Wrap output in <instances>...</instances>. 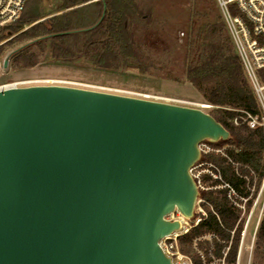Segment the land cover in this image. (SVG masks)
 <instances>
[{
    "label": "water",
    "instance_id": "95a60500",
    "mask_svg": "<svg viewBox=\"0 0 264 264\" xmlns=\"http://www.w3.org/2000/svg\"><path fill=\"white\" fill-rule=\"evenodd\" d=\"M229 139L198 108L62 85L0 90V264H174L159 241L181 225L164 216L194 217L199 145Z\"/></svg>",
    "mask_w": 264,
    "mask_h": 264
},
{
    "label": "trees",
    "instance_id": "16d2710c",
    "mask_svg": "<svg viewBox=\"0 0 264 264\" xmlns=\"http://www.w3.org/2000/svg\"><path fill=\"white\" fill-rule=\"evenodd\" d=\"M138 1L61 0L59 9L89 3L33 25L1 45L0 56L14 44L34 41L10 57L13 68L29 69L46 60L85 61L97 68L160 73L166 79L180 81L169 65L179 67L184 81L214 106L211 115L229 131L230 139L217 147H224L223 155H201L199 163L211 164L221 178L213 180L202 175V184L228 187L201 194L206 217L178 238V248L191 264H236L243 230L240 204L245 200V208H250L263 177L264 130L250 129L241 119L243 112L260 114L257 99L216 0V10L206 15L210 21L187 32L183 42L176 40L170 47L161 48L167 56L172 50L180 54L178 61L171 58L162 66H157L152 57L154 48L148 43L153 39L152 32L130 29L129 18L137 13ZM230 10L238 14L233 5ZM41 17L31 2L21 19L0 28V41L6 32H17ZM147 18L138 14L140 22ZM99 20L97 26L85 30ZM255 253L264 263V213L256 234Z\"/></svg>",
    "mask_w": 264,
    "mask_h": 264
},
{
    "label": "rangeland",
    "instance_id": "374dc122",
    "mask_svg": "<svg viewBox=\"0 0 264 264\" xmlns=\"http://www.w3.org/2000/svg\"><path fill=\"white\" fill-rule=\"evenodd\" d=\"M31 2L42 17L25 25L17 32H6L5 38L0 41V46L39 22L59 16L71 9L89 3L86 2L71 8L59 9L61 0H28L23 13L16 21L23 17ZM214 10H216V5L213 0H139L137 2V13L135 15L131 14L129 18L130 29H148V31L152 32L151 34L154 35L153 39L148 41L154 48L152 57L156 59L155 63L157 66H162L166 60H170L171 58L173 61H178L180 54L173 53L171 49V55L167 56L161 52V48L165 45L170 47V44L176 40L180 43L183 42L187 32L195 31L200 27L201 23L211 20L206 15H210V13L212 15ZM138 14L148 15V18L140 22ZM29 42L31 41L21 45L14 44L7 48L3 55L0 56V88L8 84L29 81L31 83H23L17 87L62 85L142 99L147 97L149 100H152L154 97H160L196 104L206 103L192 85L184 81L180 73L181 69L179 70V67L177 68L174 65H169V68L175 71L180 81L166 79L160 73L159 75H153L151 72L149 74L136 70L121 71L97 68L85 61L64 63L46 60L33 68L20 69L13 68L11 59H9L7 67L4 68L3 62L5 57L13 50ZM29 45H32V43ZM180 103V105H185L182 102ZM213 109L214 107L205 109L204 111L212 114ZM213 144H216V147H218L221 145V142ZM220 148L224 149L222 146ZM210 154L222 155L215 152H211ZM198 163L199 161L193 166L191 174L193 176L198 175L199 178L202 175H209L214 180L210 172L211 170H209L211 168L209 163ZM261 185L262 182L248 210L245 208V200L240 204V206H243L241 213L243 230L241 232L236 264H264L255 253L256 234L264 213V188L261 190ZM199 211V207L197 206L190 223L198 217Z\"/></svg>",
    "mask_w": 264,
    "mask_h": 264
},
{
    "label": "built area",
    "instance_id": "2783aa9c",
    "mask_svg": "<svg viewBox=\"0 0 264 264\" xmlns=\"http://www.w3.org/2000/svg\"><path fill=\"white\" fill-rule=\"evenodd\" d=\"M26 2L27 0H0V28L15 22L23 12ZM216 3L219 10L221 11L227 29L233 40L235 51L242 62L244 72L260 108L259 115H252L250 113L243 112V116L241 117L242 122L245 123L250 129L260 127L264 130V0H216ZM231 5L236 8L238 14H232L230 10ZM23 83L31 82H17L12 85L17 87ZM144 98L149 99L147 97ZM152 100H158L160 102H166L175 105H180V102H182L185 105L180 106L198 108L203 111L205 109L214 107L208 103L196 104L192 102L177 101L172 99L170 100L160 97H154ZM234 123H237L236 119L234 120ZM213 145V143L207 141L202 142L199 145L201 155L210 154L211 152L221 153L223 155L224 149L217 148ZM209 166L211 167L209 170H211L210 172L214 180H220L221 178L219 174L212 170V165L209 164ZM193 177L200 192L195 205V209L198 206L200 210L198 217L195 218L192 223H190L191 220L185 219L176 209L164 216L165 220L177 221L181 225L180 230L165 236L159 241L160 247L164 253L170 257L174 264H191L189 258L179 251L178 238L181 235L186 234L193 226H196L202 220V218L206 217V211L204 209L205 201L202 199L201 194L208 189L222 188L227 186L225 184L216 187H205L198 175ZM261 182L262 190L264 188V157L263 177ZM240 207L243 208V206Z\"/></svg>",
    "mask_w": 264,
    "mask_h": 264
},
{
    "label": "bare ground",
    "instance_id": "6f19581e",
    "mask_svg": "<svg viewBox=\"0 0 264 264\" xmlns=\"http://www.w3.org/2000/svg\"><path fill=\"white\" fill-rule=\"evenodd\" d=\"M13 85L12 84H8V85H6V86H3V87H1L0 89H6V88H9V87H12Z\"/></svg>",
    "mask_w": 264,
    "mask_h": 264
}]
</instances>
